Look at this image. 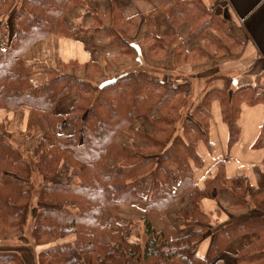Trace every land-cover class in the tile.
<instances>
[{
  "label": "trees",
  "instance_id": "obj_1",
  "mask_svg": "<svg viewBox=\"0 0 264 264\" xmlns=\"http://www.w3.org/2000/svg\"><path fill=\"white\" fill-rule=\"evenodd\" d=\"M155 1L174 26L189 21L193 35L210 36L211 30L220 29L227 35L224 40L233 38L227 22L215 20L205 0ZM79 3L1 0L0 4V14L9 16V21H0V41L5 34V48L0 49V109L27 110L25 132L40 129L39 120L47 131L34 147L42 179L37 198L40 210L33 230L34 241L43 247L39 264H209L235 240L251 233L257 240L241 251L233 264H264V186L255 187L244 176L227 178L221 164L204 187L195 179V168L205 164L198 144H210L212 101L221 104L233 145L241 133V105L264 104V89L260 91L258 84L246 85L230 95L234 78L222 76L224 86L205 95L201 100L205 106L199 104L191 110L205 113L207 124L202 130L183 116L190 96L177 77L161 78L147 69L132 68L98 82L102 71L91 62L85 78L49 71L51 80L37 85L34 67L25 54L36 42L52 35L75 38L93 31L109 35L125 55L135 59L142 55L132 39L136 18L127 19L116 12L114 20L119 23L112 27L94 24L72 28L66 15ZM9 29L11 37L7 36ZM148 40L152 54L163 52L169 44L155 30L149 32ZM72 65L84 68L75 62ZM70 92L79 99L70 112L56 113L57 100ZM142 121L147 126H140ZM2 124L10 125L9 119ZM62 124H74V133L60 132ZM122 133L129 134V144L119 140ZM255 147H264V129ZM64 165L75 169V174H65L57 181ZM225 187L231 191L236 208L252 205L255 213L217 228L210 253L203 259L198 256V247L208 235L210 216L202 203L217 198ZM33 193L31 165L0 125V241L23 235ZM138 203L146 207L142 216L147 237L144 245L137 236L133 240L132 220L118 218L121 206ZM175 206L179 207V220L190 228L185 234L176 235L177 222L169 216ZM153 211L161 214V228L149 216ZM104 214L108 222L102 221ZM0 264L26 263L18 252L0 250Z\"/></svg>",
  "mask_w": 264,
  "mask_h": 264
},
{
  "label": "crops",
  "instance_id": "obj_2",
  "mask_svg": "<svg viewBox=\"0 0 264 264\" xmlns=\"http://www.w3.org/2000/svg\"><path fill=\"white\" fill-rule=\"evenodd\" d=\"M78 1L80 3L66 15L72 28H89L94 24L112 27L119 23L114 20L117 13L127 19L136 18L132 39L141 47L142 55L135 59L123 54L122 50L112 43L111 37L102 33L86 31L75 38L52 35L36 42L25 54L27 62L34 67V82L37 85L51 80L52 74L49 71H54L57 75L85 78L87 65L95 62L102 71L97 77L98 82L124 70L142 68L161 78L177 77L180 86L190 98L199 101L211 90L224 86L222 76L234 78V88L257 83L261 87L260 91L264 89V0H205L224 18L233 33L230 41L217 40V47L212 40L216 35L215 30L210 31V36L193 35L189 21L174 26L170 23L168 14L155 0ZM2 20L9 21V16L4 15L0 18V21ZM9 30L10 34L7 36L11 37L12 29ZM154 30L158 35L166 37L169 44L163 52L156 51L152 54L148 35ZM2 38H5L4 33ZM0 45L5 46V40L2 39ZM73 62L84 68L77 69L72 65ZM78 99L79 95L75 92L64 95L57 100L55 112H70ZM28 117L27 110L10 112L0 109L1 122L7 118L11 125V119L21 120L17 131L20 134L26 131ZM39 122L40 129L36 134L40 139L47 131L43 122ZM238 124L241 128L240 136L235 144L230 145V130L223 119L221 104L218 100L212 101L208 118L210 144L200 141L197 148L205 161L204 166L195 168V179L200 187H204L207 178H212L218 173L220 164L227 178L244 176L253 186H264V147H255L264 129V104L243 103ZM61 127L62 125L60 132ZM72 130L71 126L67 127L66 134H70ZM119 140L127 145L129 134L122 133ZM202 205L210 216V222L207 225L208 235L199 244L198 256L207 259L216 229L243 220L254 214L255 208L252 205L243 209L236 208L228 187L223 188L217 198L204 199ZM145 209L142 203L121 206L119 215L121 214L122 218H118L143 216ZM178 210L179 207L175 206L169 212L170 218L175 220L176 226L179 227L176 235L185 234L189 230L183 228L184 223L178 218ZM150 218L158 228L163 226L159 212H151ZM255 240L256 234L241 236L209 264H217L218 261L220 264L235 263L236 256Z\"/></svg>",
  "mask_w": 264,
  "mask_h": 264
},
{
  "label": "rangeland",
  "instance_id": "obj_3",
  "mask_svg": "<svg viewBox=\"0 0 264 264\" xmlns=\"http://www.w3.org/2000/svg\"><path fill=\"white\" fill-rule=\"evenodd\" d=\"M211 8H212L213 13H214L213 15H215V20L220 21V24H222L225 21L224 18L216 11V9L213 6H211ZM3 16H4L3 14H0V18H2ZM1 31L2 30L0 28V35L2 34ZM215 32H216L215 38L212 40L214 42V45H216V47H217L216 42L223 40L224 37L227 35L225 34L224 31L222 32L220 29L218 31H215ZM4 40H5V38H4ZM218 44H219V42H218ZM4 48H5V46L0 45V49H4ZM164 77L166 78L167 76H164ZM255 84H257V83H255ZM231 88H232V90L228 91V93L230 95L232 94L233 90L237 89V88H234L233 85L231 86ZM190 104H191V106H190ZM199 104L204 105V103L202 101L195 100L193 98H189L188 105L183 109V116L187 117L188 119H190L192 121H195L202 128V130H204L205 126L207 124V119H206L205 113H203V111H200L198 109H196V112L191 111L193 109V106L198 107ZM20 121H21L20 119H16L15 121L13 119H11V125H3L2 124L3 121L2 122L0 121V125L2 126L3 130L6 132V134L8 136V140L10 142H12L15 146L21 147V149L24 152L25 157L27 158V161L30 163L31 168H32V180L34 183V193H33L32 201H31V205H30L31 207L28 211V217H27L28 221H27V224L25 225V231H24L23 235L19 236L16 234L14 236L7 237L5 240L0 241V250L16 251L22 256V258L24 259L26 264H39V251L41 249H43V247L39 246L34 241V238H33V230H34V227L38 221V212L40 210L39 203L37 200L38 192L42 186V179H41V176L37 170L35 156H34V147H35L36 142L39 141V138L36 134L39 128L36 127V128H33L29 132H24V133L20 134L19 132H17L19 129V126H20ZM70 126L73 129L72 132H74V125L73 124H62L61 131L66 134V128L70 127ZM140 126H147V125L144 123V121H142L140 123ZM12 129L15 131H12ZM70 134H67V135H70ZM127 144H129V143H127ZM201 150H204V149L201 148ZM203 172L207 173L208 170H203ZM65 174L74 175L75 169H73V170L68 169V167L66 165H64L61 169L60 175L56 178V180L58 179L57 181H60L59 179L62 178ZM197 176L200 177V175H198V172H197ZM138 210L140 212V208H138ZM150 214H151V212L149 213V216H150ZM118 217L122 218L121 214L120 215L118 214ZM107 218H108L107 214H104L102 221L108 222ZM130 219L132 220L133 225H134L133 233L135 236H133V240H137V237H138V240L142 243V245H144L147 237L145 235L144 223L142 220V216H135L134 215V216H130ZM178 228L179 227L177 226V231H178ZM183 228L185 229L188 227L183 224ZM188 231H190V228Z\"/></svg>",
  "mask_w": 264,
  "mask_h": 264
}]
</instances>
